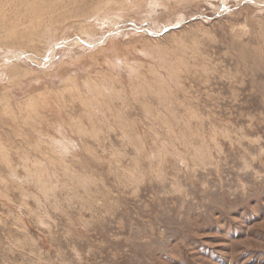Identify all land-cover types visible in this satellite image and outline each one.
<instances>
[{
    "label": "rangeland",
    "instance_id": "obj_1",
    "mask_svg": "<svg viewBox=\"0 0 264 264\" xmlns=\"http://www.w3.org/2000/svg\"><path fill=\"white\" fill-rule=\"evenodd\" d=\"M0 264H264V0H0Z\"/></svg>",
    "mask_w": 264,
    "mask_h": 264
},
{
    "label": "bare ground",
    "instance_id": "obj_2",
    "mask_svg": "<svg viewBox=\"0 0 264 264\" xmlns=\"http://www.w3.org/2000/svg\"><path fill=\"white\" fill-rule=\"evenodd\" d=\"M218 1H219V0H218ZM245 1H246V0H245ZM185 2H186V1H185ZM163 3H164V2H163ZM154 6H155V5H154ZM228 6H229V5H228ZM240 6H241V5H240ZM160 7H161V6H160ZM228 8H229V7H228ZM240 11H241V10H240ZM226 12H227V11H226ZM179 14H180V13H179ZM179 14H178V15H179ZM222 15H223V14H222ZM52 51H53V50H52Z\"/></svg>",
    "mask_w": 264,
    "mask_h": 264
}]
</instances>
